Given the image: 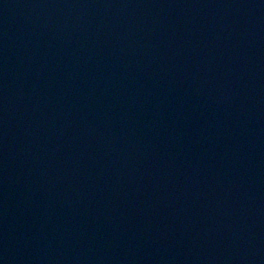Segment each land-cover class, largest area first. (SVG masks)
<instances>
[{
	"label": "water",
	"instance_id": "95a60500",
	"mask_svg": "<svg viewBox=\"0 0 264 264\" xmlns=\"http://www.w3.org/2000/svg\"><path fill=\"white\" fill-rule=\"evenodd\" d=\"M0 264H264V0H0Z\"/></svg>",
	"mask_w": 264,
	"mask_h": 264
}]
</instances>
